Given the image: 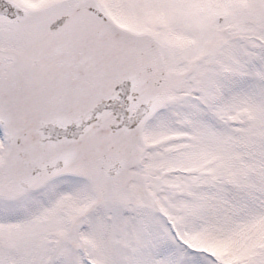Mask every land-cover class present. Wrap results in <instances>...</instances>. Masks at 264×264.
<instances>
[{"label":"snow or ice","instance_id":"6c2138e0","mask_svg":"<svg viewBox=\"0 0 264 264\" xmlns=\"http://www.w3.org/2000/svg\"><path fill=\"white\" fill-rule=\"evenodd\" d=\"M0 264H264V0H0Z\"/></svg>","mask_w":264,"mask_h":264}]
</instances>
